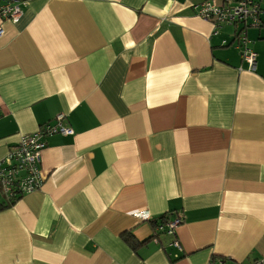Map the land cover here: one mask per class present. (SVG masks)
I'll list each match as a JSON object with an SVG mask.
<instances>
[{
	"label": "crops",
	"instance_id": "crops-1",
	"mask_svg": "<svg viewBox=\"0 0 264 264\" xmlns=\"http://www.w3.org/2000/svg\"><path fill=\"white\" fill-rule=\"evenodd\" d=\"M201 1L29 0L1 23L0 158L59 113L73 134L43 138L41 187L0 210V264L264 256V29H244L250 71Z\"/></svg>",
	"mask_w": 264,
	"mask_h": 264
},
{
	"label": "built area",
	"instance_id": "built-area-1",
	"mask_svg": "<svg viewBox=\"0 0 264 264\" xmlns=\"http://www.w3.org/2000/svg\"><path fill=\"white\" fill-rule=\"evenodd\" d=\"M28 2L29 0H0V38L3 35L1 23L17 22ZM194 9L198 16L212 23L214 31L222 25L242 28L236 35L233 33V37L241 48L240 56L247 63V69L254 71L257 55L247 46L249 41L244 35V29H264V0H203ZM63 119L64 114L59 113L54 122L48 121L34 132L21 135L18 142L11 145L5 156L0 158V200H15L41 187L44 180L40 169L42 150L45 146L43 138L55 133L73 134L72 128L63 124ZM136 215L141 220H150L146 211L136 212ZM168 216L170 217L162 225L154 228V234L165 233L174 236L175 229L183 219L178 214ZM154 240L157 241L156 238ZM169 245L180 247L176 238L169 242ZM208 264H264V256L249 263L211 259Z\"/></svg>",
	"mask_w": 264,
	"mask_h": 264
},
{
	"label": "trees",
	"instance_id": "trees-1",
	"mask_svg": "<svg viewBox=\"0 0 264 264\" xmlns=\"http://www.w3.org/2000/svg\"><path fill=\"white\" fill-rule=\"evenodd\" d=\"M239 30H242V28H236L234 27V35H236L238 33ZM17 199L19 198H16L15 200H10V201H5V200H0V210H3L7 207H9L10 205H12ZM168 218V214H163L159 219H157L156 221L153 220L151 221V225L153 228L159 226V225H162L166 219ZM153 237V235H152ZM122 238L124 239V241H126L128 244H130L133 248H136L138 247L139 245H142V244H145L146 241H143V242H137L130 234H122Z\"/></svg>",
	"mask_w": 264,
	"mask_h": 264
},
{
	"label": "rangeland",
	"instance_id": "rangeland-1",
	"mask_svg": "<svg viewBox=\"0 0 264 264\" xmlns=\"http://www.w3.org/2000/svg\"><path fill=\"white\" fill-rule=\"evenodd\" d=\"M224 28H227L229 30L230 35L233 34L234 27L232 25L224 26ZM233 46H229L228 48H232ZM233 49V48H232Z\"/></svg>",
	"mask_w": 264,
	"mask_h": 264
}]
</instances>
